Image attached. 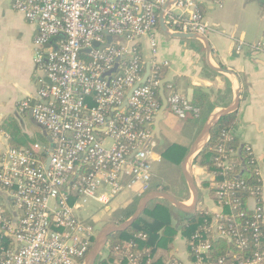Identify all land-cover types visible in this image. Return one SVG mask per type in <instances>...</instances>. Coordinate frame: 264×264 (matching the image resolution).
<instances>
[{
	"label": "built area",
	"instance_id": "built-area-1",
	"mask_svg": "<svg viewBox=\"0 0 264 264\" xmlns=\"http://www.w3.org/2000/svg\"><path fill=\"white\" fill-rule=\"evenodd\" d=\"M166 1L13 0L15 10L38 25L35 62L50 82L38 89V99L21 100L18 112L32 108L33 121L48 133L50 145L0 149V230L11 239L8 246L0 245V264H83L98 231L84 216V204L106 207L123 188L134 189L139 196L149 190L155 159L149 127L160 107L155 89L161 65L150 60L147 80L122 106L144 72L137 45L149 37L155 53L154 33L162 12L168 30L205 36L210 27L199 4L221 7L225 2L177 0L163 8ZM104 32L125 44L103 46ZM256 47L264 52V41ZM165 90L172 114L199 117V109L170 84ZM231 137V130L221 131L214 159L221 179L214 185L212 227L240 249L252 246L253 253L252 259L220 257L215 264H264L261 187L258 201L251 196L238 207L233 192L245 189V182L227 176L233 167L225 153L236 152L227 146ZM246 211L251 218H245ZM209 248L208 241L194 245L188 264H205ZM129 264L136 261L130 259Z\"/></svg>",
	"mask_w": 264,
	"mask_h": 264
},
{
	"label": "crops",
	"instance_id": "crops-1",
	"mask_svg": "<svg viewBox=\"0 0 264 264\" xmlns=\"http://www.w3.org/2000/svg\"><path fill=\"white\" fill-rule=\"evenodd\" d=\"M199 10L210 27L205 35L210 46L209 62L231 73L216 71L208 66L206 50L200 40L171 38L161 32L159 24L154 33L155 53H151L149 37L141 38L140 52L144 61L152 60L168 72L172 71L169 84L188 102L195 99L197 90L206 94L204 110L209 114L229 105L235 90H239L232 130L237 140L245 143L253 155L261 182L264 213V52L256 47L264 41V8L257 0H225L221 7L203 1ZM37 33V23L28 21L17 12L13 0H0V123L15 117L26 133L35 135L39 130L46 135L28 111L20 115L17 110L21 100L38 99L36 93L44 83V75L35 62L34 37ZM163 114L152 139L155 153L152 175L165 147L173 141H180V138L191 140L197 129L187 121H182L179 129V120L169 110L166 109ZM23 116L30 119V126L23 121ZM49 145L50 141L44 146ZM6 146H9L6 135L0 129V149ZM192 175L198 189L196 210L206 209L214 213L213 200L201 187V182L211 179V175L196 164L192 166ZM108 209L105 208L106 211ZM8 210L12 211V201L8 203ZM175 238V247L180 246V257H176L186 262L183 242L178 234Z\"/></svg>",
	"mask_w": 264,
	"mask_h": 264
},
{
	"label": "trees",
	"instance_id": "trees-1",
	"mask_svg": "<svg viewBox=\"0 0 264 264\" xmlns=\"http://www.w3.org/2000/svg\"><path fill=\"white\" fill-rule=\"evenodd\" d=\"M259 5L264 8V0H257ZM139 54L143 58L139 44L137 45ZM164 66H159V78L167 74ZM167 98L166 90H164ZM156 99L161 105V99L158 95V88L155 89ZM207 95L201 90L196 91L195 99L191 105L199 109V117L185 119L192 126L201 129L206 121L209 112L204 110ZM193 121V122H192ZM235 113L222 116L218 122L211 128L209 139L205 146L194 157L193 163L204 168L207 173L214 174V178L201 182V187L206 189L212 200H217L214 196V185L221 179L218 175V168L215 164L217 157V146L220 143L219 137L222 130L232 133L227 146L234 149V154H228L233 171L227 173L232 180H242L245 182V189L234 190L233 196L239 198V208L243 207L247 198L253 196L257 201L260 198L259 187L261 182L256 175L255 161L245 143H240L233 134V124ZM0 129L4 132L9 146L16 148H29L33 144H48L50 136L43 130L37 131L35 135H30L24 131L23 125L15 117L7 118L0 123ZM149 129L154 136L153 127ZM198 130V132H199ZM189 139L180 138V141H173L165 147L161 154V160L158 167L153 171L149 190H162L173 194L178 200L189 199L188 190H177L169 186V181L176 182L181 173L180 164L188 152ZM183 176V175H182ZM143 195V194H142ZM140 195V196H142ZM10 199L7 203L10 204ZM137 203L135 198L125 207L119 209L116 213L120 221L128 218L134 211ZM176 210L178 214L174 212ZM11 216L9 212L6 213ZM251 218V212L246 211V217ZM238 220H242L240 217ZM212 217L209 211L197 209L194 213L182 212L174 208L169 202L163 199H154L150 201L140 216L124 231L113 233L109 236L108 242L104 248V256H99L96 264H129L133 259L136 264H184L177 259L172 250L175 247L174 240L177 233L185 240V248L188 259L193 260L192 247L199 242L208 241L210 248L204 253L205 264H215L220 257L226 260L236 257L237 260L252 259L253 248L240 249L236 247L231 240L217 236L213 230ZM263 236L261 239V250H264V224L261 225ZM215 235L217 237H215ZM10 236L0 230V245L8 246ZM203 255V254H202Z\"/></svg>",
	"mask_w": 264,
	"mask_h": 264
},
{
	"label": "water",
	"instance_id": "water-1",
	"mask_svg": "<svg viewBox=\"0 0 264 264\" xmlns=\"http://www.w3.org/2000/svg\"><path fill=\"white\" fill-rule=\"evenodd\" d=\"M177 0H167L163 6V8H167L170 4L175 2ZM159 28L163 34L166 36H169L171 38H177V39H189V38H195L200 40L206 50V61L208 66L212 68L213 70L220 71V72H225V73H231L229 70H225L220 67H215L212 66L211 63L209 62V54H210V46L207 38L204 35L201 34H196V33H178V32H172L168 30V28L165 26L164 23V16L163 12L159 16ZM105 37H106V43L103 46H107L110 42H119L121 44H125V41L118 37V36H112L108 32H104ZM93 46H99L103 47L102 45H99L98 42H93ZM82 51H89V48ZM130 57V54L127 55ZM144 72L140 78L139 81H137L134 86L129 90V92L126 94L125 99L123 100L122 106H125L127 104V98L131 95L132 91L137 88L139 85L143 84L149 75L150 72V67H151V62L145 61L144 62ZM116 66L107 71L106 75H109L112 71H114ZM171 77H172V71H169L166 76L161 78L158 83V95L161 99V105L155 114L153 121L151 123V126L153 127V131L156 132L158 130V123L159 121L163 118L164 112L167 109L168 106V101L165 96L164 90L165 86L171 82ZM44 82L50 83L49 80L44 76ZM34 102V101H33ZM32 102V104H33ZM239 104V90H235V95L233 100L229 105L226 107L221 108L220 110L213 112L209 114L206 118V121L202 125L201 129L195 136L194 140L190 144L188 148V152L184 159L182 160L180 164V169L181 173L186 181V184L189 188L190 194L192 196V203L190 205L185 204L182 201H179L173 194L167 192V191H162V190H148L145 192L140 198L138 199L135 209L133 213L123 221L116 223V222H109L105 224L104 226H101L96 235L93 238L91 247L89 249L88 254L86 255L83 264H96L98 261V257L100 256L102 250L105 248L108 238L111 234L124 231L128 227L131 226V224L140 216V214L143 212L147 204L154 200V199H163L169 202L174 208L186 212V213H194L196 211V206L198 203V189L197 186L194 182V178L192 175V166L194 165V157L195 154L207 143L210 135L211 128L218 122V120L227 114L234 113ZM29 115H32V108L29 109ZM48 166V160L46 162ZM46 166V167H47ZM212 179V177H211ZM212 217L214 216V213H211ZM213 230L215 232V227H213ZM215 237H217L215 235Z\"/></svg>",
	"mask_w": 264,
	"mask_h": 264
},
{
	"label": "rangeland",
	"instance_id": "rangeland-1",
	"mask_svg": "<svg viewBox=\"0 0 264 264\" xmlns=\"http://www.w3.org/2000/svg\"><path fill=\"white\" fill-rule=\"evenodd\" d=\"M166 94L169 95V91L166 90ZM191 104V102H190ZM18 110V109H17ZM168 110V108H167ZM20 115H24L25 113H20L18 112ZM174 118L176 120H179L180 122V127L179 129L182 127V121H185V119L187 118H192V116L190 114H187V118L185 119H181L179 118L178 116L174 115ZM25 118H23V121L28 125L30 126L31 125V121L29 118H27L26 116H23ZM193 122V121H192ZM184 123V122H183ZM184 126L186 127L185 123H184ZM198 130L199 129H196V133H194L192 139L190 140V143L188 144V146H190V144L192 143V141L194 140L195 136L197 135L198 133ZM176 131V130H175ZM179 131V130H178ZM161 144H159V146L161 147ZM205 146V145H204ZM203 146V147H204ZM202 147V148H203ZM201 148V149H202ZM200 149V150H201ZM199 150V151H200ZM198 151V152H199ZM197 152V154H198ZM195 154V156L197 155ZM156 167H158V165H156ZM176 182H171V181H175V180H171L169 181V186H173L175 187L177 190L179 189H182V190H185L188 189L187 186H186V181L184 179V177L180 174L178 177ZM150 189V188H149ZM189 194V199H186V200H179V201H182L184 202L185 204H188L190 205L192 203V196L190 194V192L188 191L187 195ZM137 197V198H136ZM138 199L140 198L139 195H137L136 191L134 189H128V188H123L113 199L112 201L110 202V204H108V206L106 207H109L110 209H108L107 211L105 210L106 207L104 206H101L99 203H96V202H93L91 203L90 205L88 204H84V208L86 209V213L84 214L85 217H88L89 218V222L92 223L94 226H95V230L99 229L101 226H104L105 224L109 223V222H116V223H119L121 222L120 219L118 218V216L116 215V213L119 211V209L125 207L127 204H129L130 202H132L134 199ZM174 212L176 214H178V212L176 210H174ZM178 234V233H177ZM179 235V234H178ZM180 238H181V241L183 242V251L185 253V256H184V260L186 261V263H190L189 259H188V254L186 252V248H185V240L184 238L179 235ZM176 240V238H175ZM174 240V244L176 245L177 243L175 242ZM180 246L178 247H174L175 248V251L172 250V253L174 254V256H178L180 257V252L178 250ZM106 255L105 254V250L103 249L100 256H104Z\"/></svg>",
	"mask_w": 264,
	"mask_h": 264
}]
</instances>
